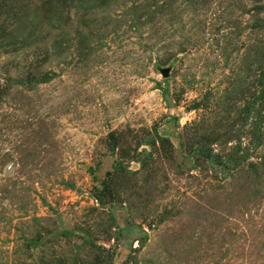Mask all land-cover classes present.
<instances>
[{"label": "rangeland", "instance_id": "1", "mask_svg": "<svg viewBox=\"0 0 264 264\" xmlns=\"http://www.w3.org/2000/svg\"><path fill=\"white\" fill-rule=\"evenodd\" d=\"M0 264H264V0H0Z\"/></svg>", "mask_w": 264, "mask_h": 264}, {"label": "water", "instance_id": "2", "mask_svg": "<svg viewBox=\"0 0 264 264\" xmlns=\"http://www.w3.org/2000/svg\"><path fill=\"white\" fill-rule=\"evenodd\" d=\"M163 75H164L165 77H167V76L169 75V71H168V70L163 71Z\"/></svg>", "mask_w": 264, "mask_h": 264}]
</instances>
